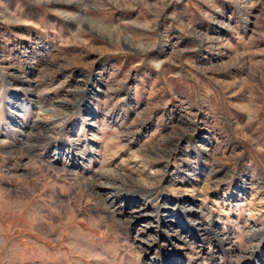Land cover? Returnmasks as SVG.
Masks as SVG:
<instances>
[{
	"label": "rangeland",
	"instance_id": "374dc122",
	"mask_svg": "<svg viewBox=\"0 0 264 264\" xmlns=\"http://www.w3.org/2000/svg\"><path fill=\"white\" fill-rule=\"evenodd\" d=\"M262 232L264 0H0V264H264Z\"/></svg>",
	"mask_w": 264,
	"mask_h": 264
},
{
	"label": "built area",
	"instance_id": "2783aa9c",
	"mask_svg": "<svg viewBox=\"0 0 264 264\" xmlns=\"http://www.w3.org/2000/svg\"><path fill=\"white\" fill-rule=\"evenodd\" d=\"M194 209H197V208H194ZM198 210V212L200 211V212H202V216L204 215V210H203V208L202 207H200V209L198 208L197 209ZM182 220V219H181ZM180 220V221H181ZM196 221V220H195ZM198 223H199V227H197V229H196V226H195V224H192L194 227H192L193 229L190 231L191 232V234H192V231L193 232H196L197 234H198V237L200 238V242H201V245H200V250L202 249V253H200V255H202V257L201 256H199L198 258H202L203 260H205V252H204V245H202L203 244V242H204V244L205 243H208V245H211V244H213V245H215V242H218V236L214 233V230H216V227H215V221L214 222H205V224H203V223H201V221H199V220H197V225H198ZM184 224H186V223H184ZM226 238H229V236L228 237H224V238H221L220 240H219V242L221 243V245L222 246H224V242H228L227 240H226ZM226 240V241H223V240ZM220 247V246H219ZM227 248V247H226ZM204 252V253H203ZM207 253L208 254H213V252L210 250V251H207ZM255 259H256V257H254ZM181 259H183V258H181ZM247 260V259H246ZM252 260V258H249V262ZM257 260V259H256ZM156 262V261H155ZM159 262V261H158ZM160 264H163V263H161V262H159ZM252 263L253 264H256V261L255 260H253L252 261ZM258 263H260V261L258 260ZM251 264V263H250Z\"/></svg>",
	"mask_w": 264,
	"mask_h": 264
},
{
	"label": "bare ground",
	"instance_id": "6f19581e",
	"mask_svg": "<svg viewBox=\"0 0 264 264\" xmlns=\"http://www.w3.org/2000/svg\"><path fill=\"white\" fill-rule=\"evenodd\" d=\"M146 196V195H145ZM143 198H144V196H143ZM139 199H141V198H139ZM143 215H146V213H143L142 211H138L137 212V216L138 217H140V216H143ZM197 227H199V223H198V225H197ZM183 229V228H182ZM197 229V228H196ZM252 230V232H253V234H252V240L251 241H256V244H257V241H259V239H260V233L258 232L259 231V229H251ZM177 235H179V238H182V239H184V241L186 242V244L187 245H189L188 243V240L185 238V237H183V235L181 236V234H178L179 232H178V230L176 229L175 231H174ZM250 233H251V231H249ZM263 233V232H262ZM264 234V233H263ZM224 237V236H223ZM227 237V236H226ZM258 239V240H257ZM175 240V243L176 242H178L177 240V238H175L174 239ZM223 241H226L225 239L223 240ZM250 254H253V252H250ZM262 254V253H261ZM260 254V252H259V254L258 255H256L255 257H260V258H258V260L260 261V263L262 262V263H264V256H262Z\"/></svg>",
	"mask_w": 264,
	"mask_h": 264
}]
</instances>
